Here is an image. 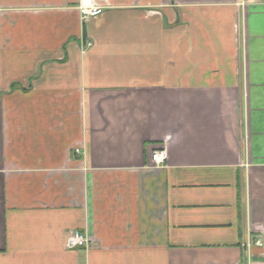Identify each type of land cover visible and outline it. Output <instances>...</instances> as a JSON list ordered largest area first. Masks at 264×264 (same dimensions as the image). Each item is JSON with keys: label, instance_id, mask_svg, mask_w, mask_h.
<instances>
[{"label": "crops", "instance_id": "obj_1", "mask_svg": "<svg viewBox=\"0 0 264 264\" xmlns=\"http://www.w3.org/2000/svg\"><path fill=\"white\" fill-rule=\"evenodd\" d=\"M96 1L0 0V264H264V0Z\"/></svg>", "mask_w": 264, "mask_h": 264}, {"label": "built area", "instance_id": "obj_2", "mask_svg": "<svg viewBox=\"0 0 264 264\" xmlns=\"http://www.w3.org/2000/svg\"><path fill=\"white\" fill-rule=\"evenodd\" d=\"M104 5L99 4L96 0H81L79 5V12L83 19H88L101 15L104 12ZM89 45V44H88ZM167 152L165 149H157L152 154V165L160 166L165 163ZM256 245L262 246L261 240H256ZM67 245L69 248L87 247L89 245V238L80 230L71 231Z\"/></svg>", "mask_w": 264, "mask_h": 264}]
</instances>
